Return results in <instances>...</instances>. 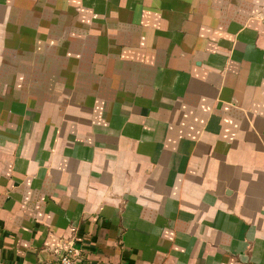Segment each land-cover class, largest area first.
<instances>
[{"label":"crops","instance_id":"crops-1","mask_svg":"<svg viewBox=\"0 0 264 264\" xmlns=\"http://www.w3.org/2000/svg\"><path fill=\"white\" fill-rule=\"evenodd\" d=\"M264 264V0H0V262Z\"/></svg>","mask_w":264,"mask_h":264},{"label":"built area","instance_id":"built-area-1","mask_svg":"<svg viewBox=\"0 0 264 264\" xmlns=\"http://www.w3.org/2000/svg\"><path fill=\"white\" fill-rule=\"evenodd\" d=\"M0 264H7L0 262ZM59 264H83V261L74 247L69 248L60 258Z\"/></svg>","mask_w":264,"mask_h":264}]
</instances>
